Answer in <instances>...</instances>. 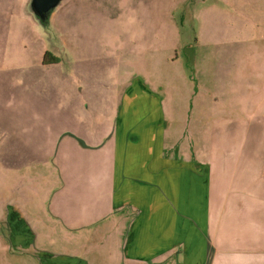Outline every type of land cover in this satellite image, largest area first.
<instances>
[{
	"label": "crops",
	"instance_id": "0c3cea01",
	"mask_svg": "<svg viewBox=\"0 0 264 264\" xmlns=\"http://www.w3.org/2000/svg\"><path fill=\"white\" fill-rule=\"evenodd\" d=\"M26 2L8 6L0 30L5 23L16 24L18 11L29 16ZM11 31V25L0 31V43L10 45ZM25 34L39 42L43 56L50 52L43 35ZM1 53L0 48V58ZM68 54L75 57L67 61L69 68L63 58L52 64L42 58L36 66L53 70L51 81L0 78V99H56L57 160L50 165L30 159V166L37 169L39 195L50 202L59 224L91 232L92 239L101 240V250L114 249L120 264H264V161L258 167L250 144L210 142L209 100L192 99L184 69L186 95L177 80L167 83L159 74L129 82L127 70L104 64L98 75L91 51L80 46ZM114 56L121 57L118 65L126 63L121 53ZM100 76L106 81L98 82ZM4 107L0 121L9 135H20L25 121L27 145L32 136L47 145V103L36 112L24 104V114L12 101ZM52 186L53 194L45 195Z\"/></svg>",
	"mask_w": 264,
	"mask_h": 264
},
{
	"label": "rangeland",
	"instance_id": "374dc122",
	"mask_svg": "<svg viewBox=\"0 0 264 264\" xmlns=\"http://www.w3.org/2000/svg\"><path fill=\"white\" fill-rule=\"evenodd\" d=\"M12 3L0 0L1 20ZM55 14V32L49 36L30 16L23 15L28 18L23 20L19 11L16 24L1 26L4 33L11 25L14 36L9 46L0 43V78L15 76L24 84L54 78L53 70L37 69L43 64L42 47L25 34L29 32L43 35L47 49L63 58L66 68L75 58L68 52L80 46L91 51L98 75H103L104 64L127 70L129 82L137 75L159 74L167 83L177 80L186 95L185 73L192 81V99L196 95L209 100L210 142L255 146L258 167L263 164L264 0H67ZM117 52L126 62L123 66L118 65L121 57L114 56ZM54 92L50 89V94ZM8 101L22 114L28 111L24 104L36 112L47 103L50 136L43 147L41 137L32 136L29 146L25 121L18 137L9 135L0 121V264H120L114 249L107 245L101 250V240L92 239L91 232L60 225L48 209L50 202L39 195L41 181L35 179L37 169L30 166V159L50 165L57 160L56 99H0V116ZM111 107L114 111V101ZM36 124L34 120L30 126ZM29 147L34 151L25 152ZM52 187L44 194H53L56 186Z\"/></svg>",
	"mask_w": 264,
	"mask_h": 264
},
{
	"label": "water",
	"instance_id": "95a60500",
	"mask_svg": "<svg viewBox=\"0 0 264 264\" xmlns=\"http://www.w3.org/2000/svg\"><path fill=\"white\" fill-rule=\"evenodd\" d=\"M67 0H27L25 12L37 26L48 36L52 35L54 26L52 17Z\"/></svg>",
	"mask_w": 264,
	"mask_h": 264
},
{
	"label": "trees",
	"instance_id": "16d2710c",
	"mask_svg": "<svg viewBox=\"0 0 264 264\" xmlns=\"http://www.w3.org/2000/svg\"><path fill=\"white\" fill-rule=\"evenodd\" d=\"M59 62V58L54 56L52 53L50 52H46L43 56V63L45 64H52V63H56Z\"/></svg>",
	"mask_w": 264,
	"mask_h": 264
}]
</instances>
